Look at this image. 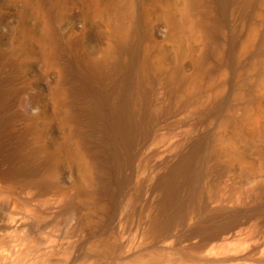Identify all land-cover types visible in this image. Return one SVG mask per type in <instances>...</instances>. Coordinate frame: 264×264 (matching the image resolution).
Masks as SVG:
<instances>
[{
	"label": "rangeland",
	"instance_id": "1",
	"mask_svg": "<svg viewBox=\"0 0 264 264\" xmlns=\"http://www.w3.org/2000/svg\"><path fill=\"white\" fill-rule=\"evenodd\" d=\"M257 1L259 0L252 2L227 0L226 21L220 28L222 35L220 39L219 37L216 39V42H211L207 36H204L202 26L200 28L198 24L201 23V14L191 12L187 0H0V62L4 61L5 69L10 70L17 77L13 89V103L8 105L5 113H0V234L2 237L15 231L8 225L10 218L23 217L24 222L17 229V233L15 232L18 236L28 237L33 234L42 239L48 234L56 235L63 231L67 233L71 239L70 245L66 248L68 250L62 249L55 256L53 260H58V263L53 261L55 264H72V262L74 264L85 262L86 264H141L133 258L134 256L127 258V250L130 248H136V252L143 253L141 256L144 258L150 250L155 252V249L156 251L159 249L157 251L159 252L166 249L171 253L174 252L173 255L178 258L175 262L177 264H184L185 259L189 264H264V164L257 159L258 139L239 134L238 128L243 107L246 106L239 101V92L243 90L246 95L259 93L260 84H257V78L252 77L244 82L240 78L241 69H230L226 59L227 54L224 52V46L229 44L236 49L234 52L238 49V55L232 52L230 54L233 60L239 56L240 47L246 42L253 45H259V41L263 42L261 35L264 33V9H258ZM254 2L256 4H253ZM168 15L175 17L180 24L182 35L179 45L171 38ZM134 30L137 31L135 35L140 31L144 34L138 41L139 46L135 47L139 51L137 53L134 47L130 48L131 63L124 64L120 70L118 68L115 75L116 77L122 75L128 68L125 75L123 74L125 77L121 76L124 81L127 79L126 82H122L125 84L121 83L118 87L113 83L109 85L110 87L106 86L107 84L103 86L89 84L85 76H82L84 73L75 66L78 59L93 62L95 59L97 62L103 59L117 61L120 59L116 54L117 38L122 34L132 35ZM209 46L214 47L212 55L214 57L211 56V59H219L221 65L215 67L208 76L209 81L216 85L203 90L195 106L206 111L216 97L214 90L218 87L221 91L219 96H224L226 100L223 110L217 116H206L207 118L202 120L192 113L168 117L158 126L157 135L155 133L153 135L155 137L152 136L146 143L144 148L146 151L148 149L147 154L144 149L142 150L143 160H149V169L144 175L149 174V179L154 175L150 182L155 180L157 174L163 172L171 158H179L183 149L198 138L205 141L211 151L212 148L216 150L214 152L217 160H214V163L216 161L221 163L225 171L222 178L207 187L206 208L201 209L197 214H192L183 226L171 229L168 240H175L176 244L169 249L156 243L150 231L151 222L161 208L160 191L155 190L156 193L153 194L155 196H152L154 200L151 198L153 206L147 207L148 209L142 208V210L141 207L135 209L133 206L131 196L134 188L146 177L142 175L143 160L134 163L136 166L133 176L131 175L133 184L127 182L126 186L124 182L122 192L120 191V195L115 197L117 199L111 200L110 197L107 198L104 193L102 194L101 189H106V186L100 188L106 183L103 173L104 157L100 158L101 163L98 158L101 155L98 154L94 144L95 132H105L107 123L110 128L124 124L128 118L118 111L122 108L124 111L134 110V112L143 110L141 118L144 120L155 112V109H161V105L169 100L162 84H158V87L154 86L156 89L154 87L149 89L142 84L141 77H138L140 75L138 67L132 63L133 58L139 60L147 56L153 68H157L160 73L165 71H160L161 68L169 70L177 65V62H181L183 71L192 73L196 61ZM133 53H137L138 56H133ZM129 69L135 73L133 74ZM126 83L128 86H125ZM142 87L145 88L143 91ZM114 88L117 92L119 89L125 91L122 93L119 90L124 100L119 101L116 91H110ZM144 92L149 93L147 100ZM130 98L133 103L137 102L133 104ZM133 99L139 100L133 101ZM114 102L117 103L116 106ZM100 105L103 107L101 108ZM251 105L255 109L256 106L264 109V97H255ZM104 108H107L106 111ZM114 108L116 111L113 110ZM147 112L151 113L147 116ZM142 119L140 121H143ZM33 128L37 130L38 142L30 137L29 131ZM36 147L48 148L56 159H45L35 150ZM156 150L162 155L168 152L164 154L169 158L167 162L164 156L158 159L157 156L160 154L157 155ZM178 151L179 153H176ZM168 154L172 156L169 157ZM221 158L224 162L220 160ZM141 161L142 163H139ZM214 163L212 162V165ZM99 170L104 176L100 175ZM126 171L129 170L124 168L122 171V180H126L129 174ZM135 177H137L136 181H134ZM45 187H48L46 188L48 191H44ZM51 208L55 210L53 213ZM112 212L114 217L117 215L118 220L112 216ZM35 226H38L37 229ZM232 233L236 238L226 240ZM217 243L225 244L226 248L216 253L217 256L205 258L204 252ZM144 250L146 252H142ZM86 259L91 261L88 262ZM38 261L40 264L43 263L41 260Z\"/></svg>",
	"mask_w": 264,
	"mask_h": 264
},
{
	"label": "bare ground",
	"instance_id": "2",
	"mask_svg": "<svg viewBox=\"0 0 264 264\" xmlns=\"http://www.w3.org/2000/svg\"><path fill=\"white\" fill-rule=\"evenodd\" d=\"M226 1L227 0H187L188 9L190 8L191 12H193V13L198 12L201 14L200 15L201 23H198V24L200 25V28L202 26V28H203L202 31H204V34H205L204 36H207V38H209V40L211 42L212 41L216 42V39L218 37L220 39V36L222 35V34L220 35V28L226 21V13H227V11H226L227 8H225L227 5ZM251 2H252V0H251ZM257 2H258V9L260 8L259 10H263L264 9V0H259ZM247 3H249V2H247ZM249 4H247V5H249ZM253 4H256V3L254 2ZM200 6H202V7L200 8ZM167 20H168V23H169L170 28H171V32H170L171 38L176 43H178V45H179V42H181V35H182L180 24H179L178 20L171 15L167 16ZM141 31H142V29H141ZM141 31L137 35H135L137 32L135 30H134L132 35L130 33H129V35H128V33L119 35V37L116 40V54L118 55V58H120V59H118L117 61L113 62L111 59H103L101 61L98 60V62H97L95 59V61L93 62L91 60L79 58L77 63H75L76 64L75 66H77L76 68L79 69L82 73H84V75H82V76H85L86 81L91 85L96 84L97 86L98 85L103 86V84H107L106 86L110 87L109 85L113 83V85L115 84V86L118 87L122 82H126L127 79L124 81L123 77H121V76L125 75L126 71H128L127 70L128 68L127 67H126L127 69L125 68L126 70H125V73H123L124 75L121 73L122 75L119 74L120 76L117 75L118 77L115 76L117 74L116 71L118 70V68L120 70L124 66V64L129 65L131 63L130 62L131 60H129L130 53H131L130 48L133 49V47H134V50L137 51V53H138L139 50L138 49L136 50L135 47H136V45H138V43H139L138 41H140V39L144 35L143 32H141ZM138 36H139V38H138ZM261 39H263V42L261 43V41H259L260 42L259 45H253L249 42H246L242 46L240 45L241 47H240V52H239V56H238L239 58L236 57V59L235 58H233V60L231 59V57H230L231 52L238 55V49H237V52H234L235 48H234V46H231L230 44L224 46V52L227 54L226 59H227V63L230 66V69H235V68L241 69V77L240 78H242V80L244 82L246 81V79L252 77V78H257V84H260L259 93L255 92L254 94L250 93V95H246L243 90L239 92V101H242V103L245 104L246 106L243 107V112L241 114L242 118H241V121L239 120V124H238L239 127L238 128H239V134H242L244 136L247 135L248 137H250L252 139H254V138L258 139V141H259L258 142V149H256L258 152L257 153V155H258L257 159L261 162V164H264V109L261 108L260 106H256V109H255V107L251 105V104H253V99L255 97H257V96H259V98L264 97V33H263V35H261ZM209 40H208V44H209ZM213 49H214V47H212V46L205 48L202 57L196 61L195 70L192 73L184 72L182 69V63L181 62H177V65H175L173 68H171L169 70H167L166 68L165 69L161 68L160 71H164V70L165 71L163 73H160L157 68H153L154 66L148 60L147 56L142 57V59H139V60H134V58H133L132 63L136 64V66L138 67V71L140 74L138 77H141L142 84H144L149 89H150V87H152V89H153L154 86H157L158 84H162L164 89L167 92V95H168L166 97H168L169 100L167 99L168 101H166L165 103H163L161 105V109L160 108L155 109L156 111L153 112L152 114H150L151 112H149V114H150L149 115L147 112V116L149 115V117L148 118L143 117L144 120L141 118L142 117L141 111H143V110L134 112V110L124 111L122 108L121 111L120 110H118V111L120 113H123V115H126L128 118V120L126 122H124V124H120V125L117 124L115 126V128L114 127L110 128V127H108V125H107L108 123H107V124H105V127H107L105 132H103L102 129H101V132H103V133H100L98 131L95 132L96 141L94 144L97 148L98 154L100 153V155H101V157L98 156V158L100 159V158L104 157V160H103L104 161V168L100 167L99 165L98 166L101 169L103 168V170H105V171H103V173L105 174V178H106L105 185L102 184L101 185L102 187H100V188H103V186H106V189L105 188H104L105 190L101 189V191H103L102 194L104 193L107 198L110 197V199L113 200L112 198L117 197L116 195H120L119 192L122 190V185H124V182H125L126 186H127V182L133 184L132 183L133 177H131V175L134 171V168H135L134 166H136V165H134V163L136 161H140V160L144 159L142 150L143 149L145 150L144 147H145V145H147L146 143H148V140L150 138H152V136L155 133H156L155 135H157L156 130H157L158 126L161 124V122H163L165 119H167L168 117L176 116V115L183 114V113L184 114L192 113V114L198 115V117L201 118V120H202V119H206L207 118L206 116H208V117L212 116L213 117V116H217V115H219V113H221V111L224 108V104H225L226 100H225L224 96L223 97L219 96L221 91L218 89V87L214 90V96H216V97L214 98L212 104L210 103L208 105L209 107L206 109V111L205 110L202 111V110H200V108H196V106H195V103L199 99V96L203 92V90H205L207 87L212 88L216 85V84H214V82H211L208 79L210 72L215 67H217L218 65H221V63L218 61L219 59L217 60V58H215V60H217V61L212 60L213 58L211 59V56L214 53ZM137 53L136 54L133 53V56L137 55ZM235 54H232V55L235 56ZM234 56H232V57H234ZM212 57H214V56H212ZM137 58H139V57H137ZM0 63H1L0 64V113H2V112L5 113L8 105H10L12 100H13V95H14L13 89H14V85H15L17 77L13 72L5 69V64H3L4 61L1 60ZM132 66L136 68V66H134V65H132ZM133 70L135 71L134 68H133ZM132 71L130 70V72H132ZM138 71H137V73H138ZM137 73H136V75H137ZM129 74H131V73H129ZM130 77H133V76H130ZM141 82L139 84H141ZM136 83H137V81H136ZM122 84H125V83H122ZM131 84H133V83H131ZM134 85H135V82H134ZM125 86H128L127 83ZM89 87L90 86H88V88ZM108 87H106V88H108ZM242 87L243 86H241V88ZM122 88H123V86H122ZM135 88H137V87H135ZM138 88H140V87H138ZM154 88L156 89V87H154ZM96 89H97V87L95 88V90ZM102 89H104V88H102ZM127 89H129V88L127 87ZM143 89H145V88L142 87L141 90L143 91ZM107 90H109V89H107ZM114 90H115V88L113 90H110V91H114ZM119 90H118V92H117V90H115V91H116V95L118 96L119 101H121V100H124V96L119 93ZM124 90H126V89H124ZM135 90H137V89H135ZM153 91H151V92L153 93ZM121 92L123 93L125 91H121ZM100 93H102V92H100ZM126 93H127V91H126ZM104 94L106 95L107 93H104ZM154 94H155V92H154ZM110 95H111V93H110ZM126 95L127 94H125V96ZM132 95H133V92L131 93V96ZM128 97H130V96L128 95ZM140 97H139V99H140ZM101 98L103 99V97H101ZM148 98H149V93L146 92L145 93V99L147 100ZM235 98H238V97H235ZM109 99L111 100L110 96H109ZM139 99H135V100H139ZM130 100H131V98H130ZM135 100L133 99V101H135ZM140 101L138 102V104L140 103ZM131 102H132V100H131ZM136 102L137 101H135L134 103H136ZM259 102H261V101L259 100ZM108 103H110L109 100H108ZM118 103L122 104L125 102L122 101V103L121 102H118ZM144 103H146V102H144ZM116 104L117 103H115V106H116ZM120 104H118V105H120ZM152 104H154V103H152ZM152 104H150V105H152ZM101 105H103V104H101ZM127 105H129V104H127ZM102 107L103 106H101V108ZM156 107H157V105H156ZM104 109L106 111L107 108H104ZM113 110H115V108ZM110 112H112V111H110ZM110 112H107V113L109 114ZM116 115L117 114H115V117H117ZM123 115H120V116H123ZM140 119H142L143 121H140ZM109 120H108V122H109ZM115 122L117 123V121H115ZM118 123H120V122H118ZM121 123H123V122H121ZM110 124H112V123H110ZM113 125L114 124H112V126ZM109 126H111V125H109ZM235 126H236V124H235ZM87 127H89V126H87ZM95 130H96V128H95ZM29 132H30V137H32L33 139H36V141L38 142L39 137H37L38 136L37 130L33 128V130H30ZM203 134H205V133H203ZM160 135H161V133H160ZM205 136H204V138H205ZM153 137H155V136H153ZM199 137H200V135H199ZM28 139H29V137H28ZM205 140H207V139H205ZM151 141H153V140H151ZM89 143H90V141H89ZM188 143H189V141H188ZM150 144H152V143H150ZM181 144H183V142ZM208 144L211 145L210 143H208ZM253 145H255V144H253ZM148 146H149V144H148ZM171 146H172V144H171ZM218 146H219V144H218ZM89 147L91 148L90 144H89ZM147 148H149V147H147ZM35 150L41 156H43L45 159H52L53 160L55 158V155H53L52 152L48 148L36 147ZM19 151H20V149H19ZM214 151H216V150H214L212 148V151H211L210 147H208L207 143L205 141H203L202 139L199 140V138H198L196 141L190 142L185 147V149H183L179 158H176V157L174 159L171 158L170 161L168 162V164L165 165L163 172H161L159 175L157 174V177L155 178V180H153L151 182H150V180H152V178H154V175L151 176L152 175L151 174L150 176L152 178H150V179L148 177L149 174L144 175V173H147V171L149 169L148 168V161L149 160H147V161L143 160V163H142V161L139 162V163H142V166H143L142 172L143 173L140 170L139 171L142 173V175H144L146 177L143 178V181L139 185H137L134 182L136 184V187L134 188L133 196H131V197L133 199V206L135 209L139 208V207H141V209L147 208V207L153 206V205H151V203H152L151 198H152V196H155L153 194L160 191L161 208H159L158 211L156 212L157 213L155 215L156 218L154 220L152 219L153 220V221L151 220L152 222L150 221L151 222L150 231H151L153 238H154L156 243L162 244L163 247H167L169 249L172 248L174 246V244H176V243H175V240H172V241L168 240V237H170V235H168V234L170 233L171 229L172 228L175 229V228H178L180 226H183L187 222V220H189L188 218L190 216H192V214H195V213L197 214V212H201L200 210L206 208V205H208V202L206 203L207 200H205V198L207 197L205 195V191H206L207 187L212 186L214 183H216L218 179L223 177L222 176L223 172H225L224 169L222 168L223 165L221 163L219 164L217 161L214 163V160H217V157H216V154ZM96 152H95V154H97ZM146 152H148V149H147V151L145 150V153ZM149 152H151V151H149ZM155 153L157 155H158V153L160 154V152L158 150H156ZM167 153L165 152L164 154L166 155ZM176 153H179V151ZM146 154H144V155H146ZM164 154L158 155L157 156L158 159H160V156H164ZM168 155H169V157L172 156V155L170 156V154H168ZM176 156L178 157V155H176ZM154 157H156V156H154ZM167 157H165V156L163 157V158H166L165 159L166 162L169 159ZM153 160L156 161V159H154V158H153ZM153 160H150V161H153ZM220 160H222V158ZM100 162L102 163V160ZM100 162L98 161V163H100ZM212 162L214 163L213 165H212ZM136 163H138V162H136ZM152 163L153 162H151V164ZM159 164L160 163H158V165ZM121 165L122 166L124 165V166L122 167ZM139 165H137V167ZM124 168H127L129 170L128 171L129 174H128V176H126V180L125 179L122 180V174H123L122 171ZM141 168L142 167H140V169ZM138 169H139V167H138ZM137 172H135V173H137ZM99 173H100V170H99ZM155 173H157V172H155ZM104 174L102 175L100 173V175H102V176H104ZM46 176L48 177V175H46ZM137 177H138V175H137ZM137 177H135L134 181H136ZM139 177H141V176L139 175ZM50 178L53 179L51 176H50ZM102 178H104V177H102ZM98 179H101V178H98ZM50 186H52V185H50ZM46 188H48V187H45L44 191H48V190H46ZM125 190H126V188H125ZM131 190H133V188ZM155 190H156V192H155ZM127 193H128V191H127ZM208 193H209V191H208ZM27 194H28V191H27ZM115 199H117V198H115ZM152 199L154 200V198H152ZM158 199L160 200V198H158ZM118 201L119 200H117V202ZM34 202H36V201H34ZM115 202H116V200H115ZM156 203H158V202H156ZM112 204H113V201H112ZM217 204H218V202H217ZM56 205H58V204H56ZM58 207H60V206H58ZM116 207L118 208V206H116ZM116 207H115V209H116ZM261 207H262V205H261ZM29 208H31V207H29ZM53 208L50 209L51 213H53L55 211ZM152 210H150V211H152ZM34 211H35V209H34ZM113 212H112V216L114 217ZM116 214L117 213L115 212V215ZM115 217L117 218V215ZM120 218H121V216H120ZM109 219H110V217H109ZM24 220L25 219H23V217L10 218V222L8 225L11 226L13 228V230H15V231H12L13 234L11 233L9 235H6L5 237H2V235L0 234V247H1L0 248L1 249V251H0V264H37L39 262L38 260H41L43 262L42 264H55V262L58 261V260L57 261L53 260L56 258L55 256L59 253V251H61L62 249L64 251L70 245L71 239H69L67 233L65 231H63L60 234H56V235L48 234V236H45L42 239L37 238L33 234L31 236H28V237L27 236L21 237V236H18V234H16L17 233L16 231L22 225ZM117 220H118V218H117ZM119 220H121V219H119ZM51 223H52V221H51ZM110 223L112 224V222H110ZM36 225H38V224H36ZM37 227H36V229H37ZM243 227H244V225H243ZM41 230H43V229H41ZM47 230H49V229H47ZM26 233H24V234H26ZM57 233H59V232H57ZM236 233L237 232H235V234ZM235 234H233V233L229 234V236H227L226 240H230V239L232 240L233 238L235 239L236 238V237H234ZM119 236H122V235L119 234ZM173 239H175V238H173ZM177 239H176V241H178ZM224 239L225 238H223V240ZM147 240H148V238H147ZM138 243H140V242H138ZM218 243L213 244L209 248L207 247L208 249L204 252L203 256L205 258L212 257L213 255L217 256V255H215L216 253L218 254V252H220L224 247L226 248L225 244H218ZM230 244H232V241ZM237 244H239V243H237ZM234 245H235V242H234ZM229 248H230V246H229ZM229 248H227V249H229ZM66 250H68V249H66ZM127 251H128V255L126 254L127 258H128V256H130V257L134 256L133 258H135V260H137L141 264H177L175 262L178 261V258H176V256L173 255L174 252L171 253L170 251H167L166 249H165V251L160 250L159 252H157L156 249L154 250L155 252L150 250V252L148 251L147 257H145V258L143 256H141V254H143V253L136 252V248H130ZM142 252H146V251L144 250ZM228 252H229V250H228ZM224 253H225V251H224ZM144 254L146 255V253H144ZM71 257H73V256H71ZM81 259L83 260V258H81ZM183 259H185V258H183ZM53 261H55V262H53ZM87 261L90 262L91 260H87ZM137 261H135V262L137 263ZM181 261H183V260H181ZM84 262H85V260H84ZM133 262H134V260H133ZM183 263L189 264L186 259L184 260ZM39 264H40V262H39ZM72 264H74V263L72 262ZM83 264H86V262ZM137 264H139V263H137Z\"/></svg>",
	"mask_w": 264,
	"mask_h": 264
}]
</instances>
